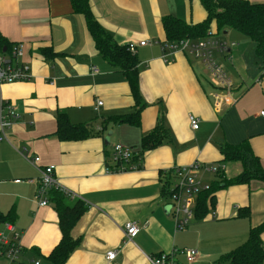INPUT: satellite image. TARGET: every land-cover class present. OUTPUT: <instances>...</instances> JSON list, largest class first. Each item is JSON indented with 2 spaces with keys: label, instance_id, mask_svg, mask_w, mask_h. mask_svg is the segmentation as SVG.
Returning <instances> with one entry per match:
<instances>
[{
  "label": "crops",
  "instance_id": "crops-1",
  "mask_svg": "<svg viewBox=\"0 0 264 264\" xmlns=\"http://www.w3.org/2000/svg\"><path fill=\"white\" fill-rule=\"evenodd\" d=\"M90 5L97 22L118 45L146 41L135 52L139 93L146 106L137 127L109 126L85 140L60 141L54 136L58 113L71 124H87L96 132L103 119L133 112L128 83L98 55L83 17L73 12L69 0H0V35L12 47L22 45L20 61L31 76L0 88L1 98L19 116L6 130L8 142H0V212L15 214L13 225L21 233L23 249L20 261L52 264L48 257L61 237L50 202L38 205L39 173L21 157L24 148L40 158L41 167L52 166L60 185L78 197L66 199L68 206L78 200L86 206L70 231L78 245L65 264H149L148 257L182 249L197 251L193 264H211L242 245L249 229L264 222V183L218 190L214 207L203 219L193 217L195 223L175 231L165 213L168 177L163 173L198 161L223 165L222 176L233 178L241 165L223 163L220 147L243 141L264 169V118L259 116L264 110V76L249 68L244 78L230 77L237 44L216 61L231 81L230 92L217 87L188 55L176 52L171 63L162 60L166 43L162 18L200 23L206 18L200 0H90ZM215 30L211 37L220 41L238 39L231 30L220 34ZM241 55L244 58V52ZM92 67L98 73L92 74ZM97 101L102 102L99 108ZM189 115L199 120L197 130L190 128ZM158 124L168 138L141 155L140 170L106 172L113 145L137 151L142 137ZM199 176L208 185L217 179L204 171ZM243 208L248 217L238 214ZM128 222L141 227L131 241L123 235ZM261 239L264 244V233ZM109 251H117L111 262L105 260ZM175 259L186 262L179 254ZM0 264L6 263L0 259Z\"/></svg>",
  "mask_w": 264,
  "mask_h": 264
},
{
  "label": "trees",
  "instance_id": "trees-1",
  "mask_svg": "<svg viewBox=\"0 0 264 264\" xmlns=\"http://www.w3.org/2000/svg\"><path fill=\"white\" fill-rule=\"evenodd\" d=\"M69 1L73 12L83 17L86 30L98 55L116 71L121 72L126 79L134 101V110L129 114L110 116L103 119L100 122L101 129L99 132H95L87 124L73 125L68 121L66 115L58 113L56 115L54 136L60 141H81L90 136L99 135L107 130L109 126L114 127L123 124L139 126L140 112L146 104L142 101L139 93L138 63L135 54H131L126 45H118L100 26L93 15L90 0ZM200 3L206 12V18L200 23L188 24L171 16L162 18L161 26L166 43L175 45L185 39L200 41L210 37L215 29L217 34L222 33L224 30H234L254 44L256 57L261 58L264 62V3H251L247 0H200ZM11 47L12 45L0 35V53L8 55ZM261 70V77H263L264 65ZM167 138V130L158 124L150 133L142 137L137 156L141 157L143 153L160 146ZM220 154L223 163H240L241 172L230 179L217 175V179L210 184L209 190L201 192L197 196L194 218L198 220L203 219L214 207L215 193L218 190L230 186L248 185L252 181L264 183V169L247 141L237 145L225 144L220 147ZM137 156L130 164L139 162ZM108 163L106 164L107 167L111 168L113 165ZM137 166H139V163ZM163 191L165 193L166 189ZM65 200L63 194L58 191L51 190L48 193V201L57 215L61 235L58 244L48 257L52 264H65L71 252L77 247L78 240L71 238L70 231L86 209V206L80 200L73 206H68ZM238 214L241 217L249 216L247 208L241 209ZM14 218L15 214L12 210L6 214L0 212V228L5 223L13 224ZM263 233L264 222L251 227L247 239L242 245L218 256L211 264H263L264 244L261 239Z\"/></svg>",
  "mask_w": 264,
  "mask_h": 264
},
{
  "label": "built area",
  "instance_id": "built-area-1",
  "mask_svg": "<svg viewBox=\"0 0 264 264\" xmlns=\"http://www.w3.org/2000/svg\"><path fill=\"white\" fill-rule=\"evenodd\" d=\"M145 46L146 41L138 44L128 43L127 50L131 54H135L136 46ZM236 46L235 42L220 41L213 37H208L200 41H191L189 39L181 40L175 45L165 43L162 45V60L165 63L173 61L172 56L176 52L188 55L199 62L204 69L210 74L212 82L219 88L226 89L230 92L231 81L224 71L218 66V57H227L230 50ZM23 56V47L21 44H15L11 47L8 55L0 53V88L6 83H15L26 81L31 78L28 70L20 59ZM91 73L96 74L98 70L91 68ZM102 106V102L97 101L96 108ZM259 116L264 118V110L259 112ZM19 119L13 108L10 107L0 96V142H8L6 130L10 129L13 123ZM188 122L192 130L198 129L199 120L192 115L188 116ZM100 127L96 131H100ZM21 157L31 166L38 170V187L35 197L39 206H46L48 201V193L51 190L58 191L63 194L65 199L73 200L78 198L60 183L54 176V168L52 166L41 167L39 165L40 158L32 156L26 149L20 152ZM138 152L129 147L120 144L113 145L109 155V163L113 165L111 168L106 167V172L123 173L127 171L140 170V159ZM138 157L139 162L130 164L134 157ZM139 163V166H137ZM209 172L214 175H223V165H204L195 161L185 167H174L170 171L163 174L168 177L166 189V207H169L168 214L174 224L175 231H183L188 227L189 221L194 217V208L197 196L204 191L209 190L210 185L201 181L200 172ZM137 222H128L124 225L123 235L126 241H131L140 231ZM21 233L16 230L13 224L5 223L0 228V259L6 264H39L38 261L22 263L20 261L23 252L20 244ZM182 255L188 264H193L198 259V253L193 249L173 250L170 253H162L154 257H148L149 264H181L175 259L176 255ZM117 256V251H109L105 255L107 262L113 261Z\"/></svg>",
  "mask_w": 264,
  "mask_h": 264
},
{
  "label": "rangeland",
  "instance_id": "rangeland-1",
  "mask_svg": "<svg viewBox=\"0 0 264 264\" xmlns=\"http://www.w3.org/2000/svg\"><path fill=\"white\" fill-rule=\"evenodd\" d=\"M230 33H233L238 37V39L233 38V40H234L233 42H235L237 44V46L232 49V53H233L232 59H234L233 63L231 65H229L230 63H228V65H229L228 70L230 73L229 74L230 77L233 80H235L238 78V74H240L239 78L240 77L244 78V76L247 74V72H244V71L245 70L247 71L249 68H252L253 70H257L258 74H260L262 72L261 67L264 65V62L262 61L261 58L255 57L254 44L249 39H247L245 36H243L242 34L234 32V30H231ZM224 38L229 39L228 36H225ZM240 45H241V47H240ZM242 52H244V58H242V55L240 57V53L242 54ZM240 60H242L243 62H240ZM243 64H244V66H243ZM228 65H226V67ZM195 221L196 220H194V218L191 219L189 221V226H191L193 223H195ZM183 264H187V263L183 262Z\"/></svg>",
  "mask_w": 264,
  "mask_h": 264
},
{
  "label": "water",
  "instance_id": "water-1",
  "mask_svg": "<svg viewBox=\"0 0 264 264\" xmlns=\"http://www.w3.org/2000/svg\"><path fill=\"white\" fill-rule=\"evenodd\" d=\"M5 50L3 49V52H4ZM168 211H169V207L167 206V207H165V213L166 214H168Z\"/></svg>",
  "mask_w": 264,
  "mask_h": 264
}]
</instances>
